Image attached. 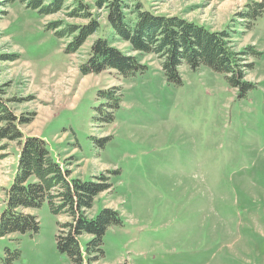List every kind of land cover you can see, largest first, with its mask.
<instances>
[{
  "label": "rangeland",
  "instance_id": "374dc122",
  "mask_svg": "<svg viewBox=\"0 0 264 264\" xmlns=\"http://www.w3.org/2000/svg\"><path fill=\"white\" fill-rule=\"evenodd\" d=\"M136 1L159 16L228 29L238 55L255 48L259 55L243 60L253 69L242 70L253 88L241 97L225 75L186 64L182 84L169 85L162 59L131 53L120 39L114 47L138 57L145 71L84 76L80 67L100 34L67 55L72 37L46 29L87 24L73 17L75 0L49 16L0 0V89L18 116L32 117L24 136L43 139L74 178H110L112 190L96 198L93 214L113 209L122 225L109 228L104 258L94 264H264V12L249 27L242 19L264 0ZM4 147L0 215L20 151L18 143ZM29 212L39 232L0 237V264H71L56 243L57 223L69 218L47 204Z\"/></svg>",
  "mask_w": 264,
  "mask_h": 264
},
{
  "label": "trees",
  "instance_id": "16d2710c",
  "mask_svg": "<svg viewBox=\"0 0 264 264\" xmlns=\"http://www.w3.org/2000/svg\"><path fill=\"white\" fill-rule=\"evenodd\" d=\"M6 1L9 4L20 2L41 16L60 12L66 2ZM74 7L73 17L87 24L67 28L61 24H48L46 29L53 31L59 39L72 37V42L65 48L67 55H74L90 36L100 34L91 47L88 59L80 67L84 76L113 71L118 77L126 79L145 71L146 67L141 65L138 57L127 56L114 47L115 40L120 39L129 45L131 53L154 54L162 59L161 68L169 85L182 84L179 69L186 64L192 71L204 66L225 75L230 86L240 91L241 97L253 88V84L245 80L242 70L250 71L254 64H243V60L259 53L252 47L244 55L233 52L229 46L233 33L228 29L214 32L178 17L159 16L145 10L136 0H75ZM95 10L105 13L109 33L105 32L99 12ZM263 12L264 3L249 5L242 19L256 20ZM251 19L248 27L250 23L252 25ZM100 96L109 99L106 92H101ZM118 100H115V108ZM12 104L13 101L6 99L0 89V143L14 142L20 147L13 181L5 190L0 237L36 235L40 222L29 211H36L47 204L53 215L69 218L65 223H57L59 253L68 257L71 264L102 261L105 255L103 240L107 231L122 225L119 213L113 209L105 208L93 214L96 198L112 190L110 178L105 176L100 181L74 178L68 167L62 168L43 139L24 136L22 127L30 125L32 117L18 116ZM111 117L109 115V120ZM6 150L5 147L0 148V152ZM89 212L91 217L87 215Z\"/></svg>",
  "mask_w": 264,
  "mask_h": 264
},
{
  "label": "crops",
  "instance_id": "0c3cea01",
  "mask_svg": "<svg viewBox=\"0 0 264 264\" xmlns=\"http://www.w3.org/2000/svg\"><path fill=\"white\" fill-rule=\"evenodd\" d=\"M59 161H60V159L59 158H57Z\"/></svg>",
  "mask_w": 264,
  "mask_h": 264
}]
</instances>
